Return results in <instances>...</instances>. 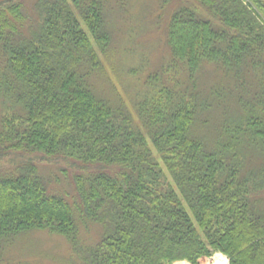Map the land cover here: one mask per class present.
I'll return each mask as SVG.
<instances>
[{"label":"trees","instance_id":"trees-1","mask_svg":"<svg viewBox=\"0 0 264 264\" xmlns=\"http://www.w3.org/2000/svg\"><path fill=\"white\" fill-rule=\"evenodd\" d=\"M129 2L0 0V264L45 231L68 264H264V0L149 3L131 107L100 86ZM43 160L74 165L71 194Z\"/></svg>","mask_w":264,"mask_h":264},{"label":"rangeland","instance_id":"rangeland-1","mask_svg":"<svg viewBox=\"0 0 264 264\" xmlns=\"http://www.w3.org/2000/svg\"><path fill=\"white\" fill-rule=\"evenodd\" d=\"M155 0H130L128 11L125 14H116L114 26V44L110 52V58L101 54V59L108 82L100 81V86L107 94H120L122 100L131 107L143 83L146 82L148 73L155 69L152 65L160 57L161 49L156 45L158 27L156 26V13H150L154 8L148 4ZM149 11V12H148ZM118 16V17H117ZM145 16L148 18L145 19ZM15 158L6 156L0 160V167L11 168L15 166ZM42 171L51 180L52 188L60 192L71 194V175L75 169L70 162L41 161ZM69 194V195H70ZM82 238L92 242L97 238V230L94 226L81 227ZM11 253L8 260L12 264H68L66 259L72 256L71 245L68 240L58 234L49 232H34L21 240ZM217 256L229 258L221 253H214L205 264H211ZM186 260L176 261L179 264Z\"/></svg>","mask_w":264,"mask_h":264},{"label":"bare ground","instance_id":"bare-ground-1","mask_svg":"<svg viewBox=\"0 0 264 264\" xmlns=\"http://www.w3.org/2000/svg\"><path fill=\"white\" fill-rule=\"evenodd\" d=\"M227 259L223 256H217L215 259H214V262L211 263V264H227ZM179 264H188L186 262H183V263H179Z\"/></svg>","mask_w":264,"mask_h":264}]
</instances>
